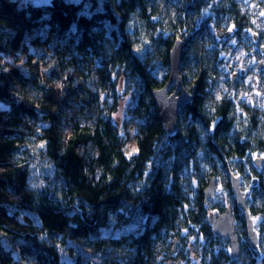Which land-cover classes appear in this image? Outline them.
<instances>
[{"label":"clouds","instance_id":"9594fccd","mask_svg":"<svg viewBox=\"0 0 264 264\" xmlns=\"http://www.w3.org/2000/svg\"><path fill=\"white\" fill-rule=\"evenodd\" d=\"M57 3L72 6L37 0L33 27L0 34V73L35 109L3 115L18 121L2 138L16 172L0 184L20 202L4 215L35 231L4 225L0 264H48L52 249L56 264H264V0H105L66 28ZM50 211L59 232L37 215Z\"/></svg>","mask_w":264,"mask_h":264},{"label":"trees","instance_id":"16d2710c","mask_svg":"<svg viewBox=\"0 0 264 264\" xmlns=\"http://www.w3.org/2000/svg\"><path fill=\"white\" fill-rule=\"evenodd\" d=\"M69 7H65L63 4L57 3L54 9H47V6L43 7L52 13V21L59 22L61 28H66L71 21L75 20V13L79 10L81 15L80 24H86L87 17H97L103 14V6L105 0H69ZM35 3L32 0H0V34L6 32L9 29L15 28L20 32H23L24 29L33 27L32 23L25 18L26 12H31L33 20L38 18L42 12L40 10L33 9V5ZM100 26L107 32H115L117 39L119 40V28L114 27L113 24L109 23L108 20H102L100 22ZM19 82L16 80L15 70L10 74L0 73V103L3 104L0 106V179H7L9 184L12 182L13 175L16 172V169L13 168H5L7 167V150L11 147L10 144L3 142V136L8 133V129L15 125L18 121L13 120H4L3 115L6 113L8 106L12 108V115L15 117L20 112H27L29 114L35 113V109L31 106L27 105L26 102H22L17 107V101L10 94V89L15 86V84ZM22 95V94H20ZM54 94L49 92L45 94V103L49 105V108L52 105L61 106V101L53 98ZM44 111L46 114L48 113V108H45ZM87 137H76L72 141V143H77L86 140ZM57 134L55 132L52 133V141L50 144V150L55 154L58 149L57 142ZM97 140H99V136H97ZM76 161L68 160L67 161V169L71 173V178L75 180L80 174L77 170H73V165ZM18 175V174H17ZM17 192L20 191V188L15 187ZM11 190V189H7ZM6 189H4L3 184H0V230H3L4 225H8L11 230H18L21 232H34L35 228L23 229L20 228L18 224H15L12 220H10L6 215H4L3 208L5 207V202H9L12 204H18L19 201L15 200L11 197ZM83 190V189H81ZM25 199L27 197L25 196ZM10 207V206H9ZM46 208H53L54 205L51 202V198L49 203L45 205ZM11 211V210H10ZM138 213V218H133V216H129L128 219L133 224H138L140 220L143 219L144 213L140 210H133ZM40 216L41 220L44 223L45 229L50 233L52 231L59 232L60 229L57 227L58 222L61 220L64 213L57 211H50L46 214L37 213ZM67 215H72L71 212H68ZM35 219V217H33ZM149 219L155 223L157 217L151 216ZM25 220L31 224V220L26 216ZM71 227V225H69ZM69 248H76V245L72 244L69 241ZM77 252H82V249L76 248ZM51 256L49 258L48 264H56L55 260V250L52 249ZM67 264V261L65 262Z\"/></svg>","mask_w":264,"mask_h":264},{"label":"water","instance_id":"95a60500","mask_svg":"<svg viewBox=\"0 0 264 264\" xmlns=\"http://www.w3.org/2000/svg\"><path fill=\"white\" fill-rule=\"evenodd\" d=\"M186 101H187V98L183 97L180 103L183 104V103H186Z\"/></svg>","mask_w":264,"mask_h":264},{"label":"rangeland","instance_id":"374dc122","mask_svg":"<svg viewBox=\"0 0 264 264\" xmlns=\"http://www.w3.org/2000/svg\"><path fill=\"white\" fill-rule=\"evenodd\" d=\"M32 1H33L34 3H36V2H37V0H32ZM74 1H77V0H74ZM1 105H3V104H1V103H0V106H1Z\"/></svg>","mask_w":264,"mask_h":264}]
</instances>
